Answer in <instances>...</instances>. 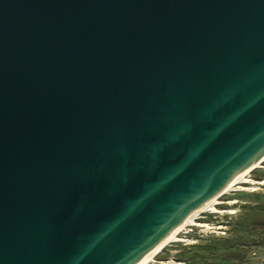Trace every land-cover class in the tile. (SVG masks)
Segmentation results:
<instances>
[{"label":"water","instance_id":"water-1","mask_svg":"<svg viewBox=\"0 0 264 264\" xmlns=\"http://www.w3.org/2000/svg\"><path fill=\"white\" fill-rule=\"evenodd\" d=\"M264 153V0H0V264H138Z\"/></svg>","mask_w":264,"mask_h":264},{"label":"rangeland","instance_id":"rangeland-1","mask_svg":"<svg viewBox=\"0 0 264 264\" xmlns=\"http://www.w3.org/2000/svg\"><path fill=\"white\" fill-rule=\"evenodd\" d=\"M250 177L256 182L264 179V161ZM255 186L258 192L235 191L223 196L217 208L234 209L233 213L202 214L198 222L211 228L191 227L181 234L187 241L171 243L151 264H264V185ZM231 199L238 203L228 205Z\"/></svg>","mask_w":264,"mask_h":264},{"label":"bare ground","instance_id":"bare-ground-1","mask_svg":"<svg viewBox=\"0 0 264 264\" xmlns=\"http://www.w3.org/2000/svg\"><path fill=\"white\" fill-rule=\"evenodd\" d=\"M264 161V153L258 157L253 163H251L245 170H243L238 176H236L232 181L226 184L223 188L217 191L214 195L208 198L202 205H200L196 210H194L164 241L158 246L153 252H151L146 258H144L138 264H151L156 262V257L165 250L173 242H184L187 241L181 236V234H186L190 231L191 227H201L209 229L211 228L208 224L198 222V218L204 213H233L234 209L220 210L218 205L222 201V197L228 195L235 191H247V192H258L257 185H264V179L260 182L252 180L250 173L257 168H262V162ZM251 185V187H248ZM226 203L228 205L237 204L236 199L228 200ZM195 244L194 242H190ZM189 244V245H193ZM167 261L161 264H167Z\"/></svg>","mask_w":264,"mask_h":264}]
</instances>
